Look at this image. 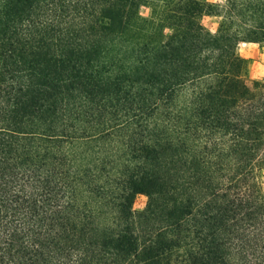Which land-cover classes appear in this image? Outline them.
Returning a JSON list of instances; mask_svg holds the SVG:
<instances>
[{
    "label": "trees",
    "instance_id": "1",
    "mask_svg": "<svg viewBox=\"0 0 264 264\" xmlns=\"http://www.w3.org/2000/svg\"><path fill=\"white\" fill-rule=\"evenodd\" d=\"M242 42L264 0H0V264H264Z\"/></svg>",
    "mask_w": 264,
    "mask_h": 264
},
{
    "label": "rangeland",
    "instance_id": "2",
    "mask_svg": "<svg viewBox=\"0 0 264 264\" xmlns=\"http://www.w3.org/2000/svg\"><path fill=\"white\" fill-rule=\"evenodd\" d=\"M220 5H225L227 0H208ZM142 14L149 16L151 11L148 7L141 8ZM221 17L214 14H206L203 17V24L211 31L215 32L219 25ZM240 53L250 59V68L247 74L248 79L264 80V47L259 44H250L242 42L239 44ZM262 185L264 188V173L262 176ZM147 196L145 194H139L133 204L135 210H142L147 204Z\"/></svg>",
    "mask_w": 264,
    "mask_h": 264
},
{
    "label": "crops",
    "instance_id": "3",
    "mask_svg": "<svg viewBox=\"0 0 264 264\" xmlns=\"http://www.w3.org/2000/svg\"><path fill=\"white\" fill-rule=\"evenodd\" d=\"M250 44H254V45H255V44H257V43H250Z\"/></svg>",
    "mask_w": 264,
    "mask_h": 264
}]
</instances>
